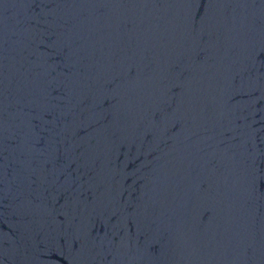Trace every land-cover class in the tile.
I'll use <instances>...</instances> for the list:
<instances>
[{
  "label": "water",
  "instance_id": "obj_1",
  "mask_svg": "<svg viewBox=\"0 0 264 264\" xmlns=\"http://www.w3.org/2000/svg\"><path fill=\"white\" fill-rule=\"evenodd\" d=\"M0 264H264V0H0Z\"/></svg>",
  "mask_w": 264,
  "mask_h": 264
}]
</instances>
